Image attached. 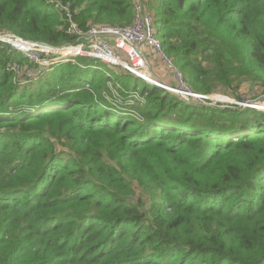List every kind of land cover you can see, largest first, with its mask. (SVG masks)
Wrapping results in <instances>:
<instances>
[{"label": "trees", "instance_id": "1", "mask_svg": "<svg viewBox=\"0 0 264 264\" xmlns=\"http://www.w3.org/2000/svg\"><path fill=\"white\" fill-rule=\"evenodd\" d=\"M54 1L81 30L133 19V0ZM145 3L192 93L264 94V0ZM3 32L75 42L45 0H0ZM75 61L18 77L35 64L0 43V264H264V111Z\"/></svg>", "mask_w": 264, "mask_h": 264}, {"label": "built area", "instance_id": "2", "mask_svg": "<svg viewBox=\"0 0 264 264\" xmlns=\"http://www.w3.org/2000/svg\"><path fill=\"white\" fill-rule=\"evenodd\" d=\"M145 2L146 0H133V19L129 26L90 25L85 30H81L73 20L68 4L60 5L54 0H45L46 4H53L57 10L65 12L67 33L74 37V44L51 48L45 44L24 41L4 32L0 33V43L10 46L30 63L35 64V69L24 70L30 74V77L26 76L28 79H33L35 75L53 65L68 62L76 64L77 57H84L99 61L113 71L120 69L144 83L161 88L179 98L185 97L187 101L192 98L205 99L207 96L191 92L183 83L179 70L163 53L160 42L155 36L153 16ZM158 57L162 66L172 76V80L179 82L178 86L167 84L168 82L151 71L149 64L159 60ZM17 66L13 64L12 70L19 77L24 71ZM105 97L107 98V95ZM136 99L140 97L133 92L128 103L132 104ZM248 107L255 108L254 105Z\"/></svg>", "mask_w": 264, "mask_h": 264}, {"label": "rangeland", "instance_id": "3", "mask_svg": "<svg viewBox=\"0 0 264 264\" xmlns=\"http://www.w3.org/2000/svg\"><path fill=\"white\" fill-rule=\"evenodd\" d=\"M151 12V11H150ZM158 24L156 25L155 32H157ZM159 59V57H158ZM101 63V62H99ZM17 65V64H16ZM151 71L159 76L164 81L168 82L167 84L178 86L179 82H174L172 80V76L168 73V71L165 70V67L162 66L160 59L154 60L153 63L149 64ZM18 67V66H17ZM114 73H119L120 75H128L127 73L123 72L120 69H114ZM22 74V73H21ZM26 75L30 77V74H27L26 71L23 72V75ZM37 76L35 75L34 78ZM127 80L131 86L135 84V82L141 84L140 81H137L135 78H133L131 75L127 76ZM183 80V79H182ZM183 83L188 87L186 82L183 80ZM170 85V86H171ZM109 91L111 92V95L117 96L116 89L113 88V86L110 84L108 86ZM261 91L256 88L252 87L250 83H243L240 85L239 89L237 90V95L241 98L240 101H237L235 99V95L232 91H227L226 93H220L216 92L214 94L208 95L205 99L197 100V98H192L194 100H197L198 102L204 103L208 106H220V107H229V106H240V107H248L250 105H254L257 110L264 111V94L260 93ZM130 94V93H129ZM183 100H186L185 97H180ZM187 101V100H186ZM251 108V107H250ZM253 108V109H255ZM262 108V109H260Z\"/></svg>", "mask_w": 264, "mask_h": 264}, {"label": "water", "instance_id": "4", "mask_svg": "<svg viewBox=\"0 0 264 264\" xmlns=\"http://www.w3.org/2000/svg\"><path fill=\"white\" fill-rule=\"evenodd\" d=\"M49 47H51V46H49ZM51 48H55V47H51ZM176 97H178L177 95H175ZM179 98V97H178Z\"/></svg>", "mask_w": 264, "mask_h": 264}]
</instances>
